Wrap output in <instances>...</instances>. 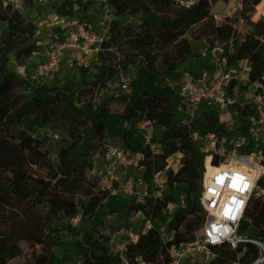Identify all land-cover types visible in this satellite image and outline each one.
<instances>
[{
  "label": "trees",
  "instance_id": "trees-1",
  "mask_svg": "<svg viewBox=\"0 0 264 264\" xmlns=\"http://www.w3.org/2000/svg\"><path fill=\"white\" fill-rule=\"evenodd\" d=\"M95 1H64L55 12L71 17L76 6ZM262 1L239 0L232 14L216 23L212 13L196 8L198 4L170 14L165 9L168 0H101L115 17L138 15L139 24L120 29L119 22L111 20L108 37L101 44L104 51L97 58L104 59L125 46L129 51L114 56L115 69L102 64L98 72L89 73L79 67L77 82L66 77L62 86H41L32 97L26 91V82L7 65L11 54L17 66L31 57L36 49L31 42L35 25L18 10L0 5V22L5 23L0 35V264H68V243L50 232L53 222L62 217L80 223L79 227L68 228L74 236L81 235L76 242L80 264H121L119 254L109 249L108 239L99 230L103 225V201L109 193L97 189V177L87 176L91 169L87 159L103 151L113 137H119L123 147L142 156L139 166L143 167L144 178L165 171L164 188L157 198L127 207L129 213H140L151 224L141 236L143 247L138 257L144 264H166L171 246L194 240L202 223L199 199L204 154L191 141L190 133L196 130L221 136L223 130L213 112L205 113L203 122L184 125L177 98L165 82L174 79L181 64L196 57L190 48L192 40L208 49L231 45L228 65L248 60L249 82L264 84V15L252 19ZM239 22L247 27L243 33L236 32ZM199 61L204 62L205 58ZM128 65L137 66L130 80L131 93L128 97L123 94L124 109L111 116L109 105L114 97L99 103L93 98L113 80L117 67ZM243 89L239 81L227 87L230 94ZM79 94L87 101L79 102ZM57 113L65 117L67 140L57 150L59 163H53L30 132ZM137 113H145L157 128H162L160 153L152 155L139 140L134 128ZM229 154L228 148L214 154L212 166L226 163ZM178 188L185 190L184 197L176 195ZM169 204L178 208L166 223L165 231L171 240L164 242L154 221H166L162 211ZM248 229L251 233L247 239L264 244V195L249 201L237 233L242 235ZM23 243L26 248L37 249L27 261L21 257ZM55 249L62 254L58 255ZM261 255L251 242L238 243L234 251L224 242L209 264H252Z\"/></svg>",
  "mask_w": 264,
  "mask_h": 264
},
{
  "label": "built area",
  "instance_id": "built-area-1",
  "mask_svg": "<svg viewBox=\"0 0 264 264\" xmlns=\"http://www.w3.org/2000/svg\"><path fill=\"white\" fill-rule=\"evenodd\" d=\"M24 1L0 0V5L19 11ZM35 1L26 0V3ZM175 2L179 10H189L198 4L197 0ZM55 32L43 33L39 47L31 54L38 60L28 76L22 78L24 81L40 84L47 80L59 66L66 51H75L81 56L78 65L86 64L85 60L97 57L104 51L101 44L105 37L93 33L84 22H72ZM230 51L231 45L227 48L208 49L201 43L192 61L194 63L177 70L174 79H166V86L177 98L178 110L184 114V125L191 127L197 122H203L204 114L213 112L223 130L221 136L214 132L203 134L196 130L190 133L191 141L198 149L205 146L206 153L199 199L202 223L195 231L193 241L168 249L166 264H199L200 261L209 264L217 247L224 242L233 251L240 242L255 244L262 255L252 264H264V244L259 240L245 239L237 233L238 224L244 217L249 201L264 195V84L259 81L249 82L248 60L228 65ZM199 58H205V61L201 62ZM130 80L121 85L126 97L131 93ZM237 81L244 85V89L230 94L227 87L231 82ZM134 126L143 146L152 155L160 153V135L157 137L156 131H162V128H157L155 121L145 113L136 114ZM225 148L230 150L227 162L212 166L213 155L221 154ZM95 157L98 162H102L105 190L110 195L130 199L133 204H138L144 203L147 198H157L164 188L165 171H160L151 178H144L143 167L139 166L142 157L139 153L123 146H111L98 152ZM88 161L91 169L87 176H97L94 160ZM121 169H132L134 174L123 176ZM177 208L178 205H168L162 215L169 209L175 211ZM169 218L170 216L165 217L166 221L163 223L159 221L160 225L166 228ZM170 240L171 235L168 234L166 241H163ZM112 252L119 254L121 264H136L124 259L123 245H116ZM138 260L144 264L140 257L135 262Z\"/></svg>",
  "mask_w": 264,
  "mask_h": 264
},
{
  "label": "rangeland",
  "instance_id": "rangeland-1",
  "mask_svg": "<svg viewBox=\"0 0 264 264\" xmlns=\"http://www.w3.org/2000/svg\"><path fill=\"white\" fill-rule=\"evenodd\" d=\"M64 1H74V0H36L35 2H27L26 6L19 7V13L27 20L35 25V35L31 40L32 43L36 45L39 43V39L43 36V31L50 29V33H56L63 27H67L72 22L79 21L84 22L90 26V29L93 33L101 35L107 39L108 37V28L111 20L116 19L119 22L120 29H123L126 26L136 27L139 24L138 15H122L115 17L111 14V8L103 6L101 0H96L93 3H86L85 6H76L73 10V15L71 17H62L56 14V8L62 4ZM239 0H197L198 7L208 13H212L214 20L218 23L224 15H231L235 10ZM166 11L170 14L181 13L176 6L175 0H168V3L165 6ZM261 15H264V0L256 6L253 13V20H256ZM5 24L0 22V35L3 31ZM237 33H243L246 30V26L243 22H239L235 25ZM201 42H195L190 40V48L195 54L200 46ZM39 47V46H37ZM123 51H129L125 46L122 50L111 52L110 55H107L106 58L100 59L97 57H91L85 60L84 65H78V61L81 56L75 51L69 52L66 51L63 55V58L59 66L52 72L51 76L43 81L40 84H33L32 82L27 84V93L30 97L34 96L36 90L41 86H50L53 83L62 86V83L66 77H70L72 81H78V70L79 67L86 68L89 73H96L99 71L102 64L109 65L115 69L116 58L114 56H119ZM34 59H28L26 63L22 66H17L14 55L9 56L8 68L15 69L12 70L20 78H23L25 75L28 76V73L31 71L34 63ZM194 63V62H193ZM192 62L186 61L180 65L179 69H182L188 64V67L193 64ZM10 66H13L12 68ZM136 65H128L126 67L118 68L117 72L111 82L106 84L105 89H101L93 98V102L99 103L102 99L108 97H114V100L109 105V113L111 116H114L120 113L126 104V99L123 95V90L121 85L131 79L136 74ZM177 72V71H176ZM175 72V74H176ZM166 84V82H165ZM87 97L79 94V102L87 101ZM78 102V103H79ZM60 113V112H58ZM53 119H45L42 125L35 126L31 129V135L38 139L43 148L46 149L49 159L53 163H59L57 158V150L59 147L63 146L67 140L66 135V120L64 116H59V114ZM127 123L125 126L127 127ZM135 128V126H134ZM161 134V131H156V135ZM140 140V139H139ZM141 141V140H140ZM142 143V142H141ZM201 145V144H200ZM106 147H118L122 146L121 139L119 137L110 138L107 141ZM205 146H201L199 151L204 152ZM96 153L94 156H90L87 160H94V171L96 173L98 180L97 189L105 191V179H103L102 162L96 160ZM93 157V158H92ZM205 168H203V177H204ZM101 173V174H100ZM121 175L130 176L134 174L132 169H121ZM88 175V173H87ZM92 176V175H90ZM93 177V176H92ZM176 195L180 198L184 197L185 190L183 188H178L175 191ZM130 199H123L118 196H113L108 194L103 201V225L99 228L101 234L108 239L106 245L109 249H115L116 245H123L125 253L123 254L124 259L127 262H132L136 264H142L139 260L135 262V259L138 258L139 252L143 247L141 236L145 230L150 228V224L140 213H129L127 207L132 205ZM169 206H176L175 204H169ZM164 217L171 216L174 211L169 209ZM156 225L160 231L162 239L166 241L168 234L165 232V227L160 225L159 220H155ZM80 223L78 220H68L66 218H60L59 220L53 222L50 232L57 233L60 235L63 241L67 242L69 245V261L68 264H80V254L76 249V242L81 239V235L74 236L69 230V227H79ZM251 233V229H248L246 232L242 233V237L247 239ZM55 252L58 255H61L62 252L58 249H55ZM37 253V249L26 248V243L22 244L21 257L24 261H27L31 257H34ZM264 256V254H263ZM262 256V257H263ZM203 264V261L198 262Z\"/></svg>",
  "mask_w": 264,
  "mask_h": 264
},
{
  "label": "crops",
  "instance_id": "crops-1",
  "mask_svg": "<svg viewBox=\"0 0 264 264\" xmlns=\"http://www.w3.org/2000/svg\"><path fill=\"white\" fill-rule=\"evenodd\" d=\"M21 6H26V0L24 1V3L21 5ZM20 6V7H21ZM5 24V23H4ZM3 28H5V27H3ZM64 28V27H63ZM62 29V28H61ZM44 33H47V32H51V28L50 29H47V30H45V31H43ZM41 34H43V33H41ZM41 39H42V37L39 39V43H36V47L37 46H39L40 45V42H41ZM35 58V62L38 60V58L36 57V56H31L30 57V59H34ZM11 68L13 67V66H10ZM12 70H14L15 71V69H12Z\"/></svg>",
  "mask_w": 264,
  "mask_h": 264
},
{
  "label": "flooded vegetation",
  "instance_id": "flooded-vegetation-1",
  "mask_svg": "<svg viewBox=\"0 0 264 264\" xmlns=\"http://www.w3.org/2000/svg\"><path fill=\"white\" fill-rule=\"evenodd\" d=\"M73 220H77V219H73Z\"/></svg>",
  "mask_w": 264,
  "mask_h": 264
}]
</instances>
